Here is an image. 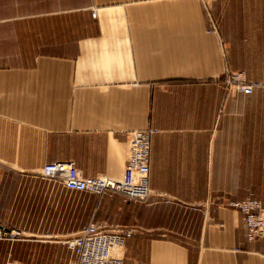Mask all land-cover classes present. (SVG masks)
Returning a JSON list of instances; mask_svg holds the SVG:
<instances>
[{"label":"crops","instance_id":"crops-1","mask_svg":"<svg viewBox=\"0 0 264 264\" xmlns=\"http://www.w3.org/2000/svg\"><path fill=\"white\" fill-rule=\"evenodd\" d=\"M240 69L258 85L225 95ZM147 127L143 205L40 174L120 178ZM249 195L264 210V0H0V223L17 235L0 264H73L62 240L100 220L153 229L122 264H264V235L225 205Z\"/></svg>","mask_w":264,"mask_h":264},{"label":"built area","instance_id":"built-area-1","mask_svg":"<svg viewBox=\"0 0 264 264\" xmlns=\"http://www.w3.org/2000/svg\"><path fill=\"white\" fill-rule=\"evenodd\" d=\"M95 17L96 10L92 11ZM212 27L210 31H214ZM209 31V30H208ZM225 95L231 91L249 94L258 85L246 78L243 69L225 71L223 75ZM159 129L147 127L127 133V157L120 178L103 174L84 177L72 160H54L46 162L40 171L45 179H56L69 190L88 192L98 197L118 196L123 203H145L154 194L149 187V162L151 137ZM158 196L170 202L166 192L158 191ZM226 206L237 209L246 226V240L253 242L264 235V210L258 198L249 195L240 200H228ZM137 232L133 226L119 223L91 222L79 233L66 237L62 244L73 253V264H122L123 246L127 238ZM14 230L0 223V240L16 238Z\"/></svg>","mask_w":264,"mask_h":264},{"label":"rangeland","instance_id":"rangeland-1","mask_svg":"<svg viewBox=\"0 0 264 264\" xmlns=\"http://www.w3.org/2000/svg\"><path fill=\"white\" fill-rule=\"evenodd\" d=\"M141 205H143V204L141 203ZM104 222H107V221H105V220L101 221V220H100V223H104ZM107 223H110V222H107ZM119 224H120V223H119ZM122 225H128V226H133V227H135V228L137 229V232H136V233H145V232H147L148 229H149V228L143 226L142 224L138 223L137 221L132 222V223H129V224H122ZM149 230H153V229H149ZM159 231H164V229H160ZM136 233H135V234H136Z\"/></svg>","mask_w":264,"mask_h":264}]
</instances>
